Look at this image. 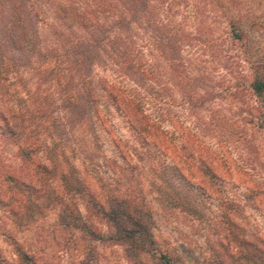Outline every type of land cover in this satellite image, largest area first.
<instances>
[{
    "label": "trees",
    "instance_id": "16d2710c",
    "mask_svg": "<svg viewBox=\"0 0 264 264\" xmlns=\"http://www.w3.org/2000/svg\"><path fill=\"white\" fill-rule=\"evenodd\" d=\"M44 2H12L23 33L13 42L29 71L7 77L10 67L0 65V154L13 147L15 160L0 155V204L23 221L53 210L58 228L87 246H121L129 264H184L158 242L148 198L199 219L204 185L221 175L181 118L184 104L210 95L190 90L202 78L198 67L167 58L184 45L181 31L162 23L152 0H87L90 8L59 5L52 16ZM234 18L231 38L249 40L251 27ZM157 50L166 54L162 64ZM249 63L248 86L264 108V60ZM7 238L19 264H39Z\"/></svg>",
    "mask_w": 264,
    "mask_h": 264
},
{
    "label": "rangeland",
    "instance_id": "374dc122",
    "mask_svg": "<svg viewBox=\"0 0 264 264\" xmlns=\"http://www.w3.org/2000/svg\"><path fill=\"white\" fill-rule=\"evenodd\" d=\"M13 1L0 0V65L10 67L7 77L16 69L24 76L29 71L28 55L13 42L14 33L23 34L22 25L14 23L11 16ZM47 2L43 10L49 16L59 5L90 8L87 0ZM150 7L162 23L177 27L184 37L179 53L170 52L167 58H181L198 67L202 78L191 83L190 90L210 94L203 103L184 104L181 118L191 135L208 146L209 153L203 148V158L213 160L221 175L215 185H204L199 219L176 210L165 211L161 199L148 198L157 212L154 234L184 264H264V126L258 127L264 108L248 86L250 59L264 60V0H152ZM234 17L241 18L247 29L251 27L249 40L231 38ZM165 55L154 52L161 64ZM12 88L8 86L10 91ZM173 115L176 133L179 118ZM13 149L8 146L7 154H0L6 163L15 162L9 152ZM142 182L148 190L149 185ZM18 216L0 204V264H19L8 235L39 264H129L118 245L90 243L94 251L87 254V242L77 233L58 228L53 210L26 221Z\"/></svg>",
    "mask_w": 264,
    "mask_h": 264
}]
</instances>
